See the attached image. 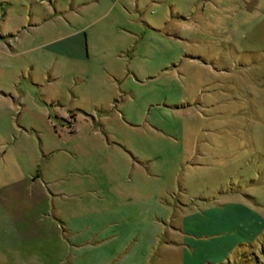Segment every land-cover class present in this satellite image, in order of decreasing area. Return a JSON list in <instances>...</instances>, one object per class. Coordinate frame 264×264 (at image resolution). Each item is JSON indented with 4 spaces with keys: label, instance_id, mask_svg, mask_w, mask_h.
I'll list each match as a JSON object with an SVG mask.
<instances>
[{
    "label": "rangeland",
    "instance_id": "obj_1",
    "mask_svg": "<svg viewBox=\"0 0 264 264\" xmlns=\"http://www.w3.org/2000/svg\"><path fill=\"white\" fill-rule=\"evenodd\" d=\"M43 191L69 229L35 230ZM221 191L263 230L205 263L264 264V0H0V264H89L97 213L112 264H155L177 218L217 231L190 223Z\"/></svg>",
    "mask_w": 264,
    "mask_h": 264
},
{
    "label": "crops",
    "instance_id": "obj_2",
    "mask_svg": "<svg viewBox=\"0 0 264 264\" xmlns=\"http://www.w3.org/2000/svg\"><path fill=\"white\" fill-rule=\"evenodd\" d=\"M82 34L83 32L81 30H78L76 34H72L68 38L77 41V38L81 37ZM218 196L219 206L215 208L213 216L210 219H203L198 215V213H196L194 217L195 221H193L194 223H190L193 227L195 225L199 228L207 227L209 229H217V231L213 232V234L211 235H205L203 233L197 235L190 232L188 228L187 232L184 219L178 220L177 218L176 221L178 222L176 225L174 223V226L165 228L166 237L164 239L162 238L161 240L158 239L154 242L155 247L157 246V248L160 249V253L162 254L160 258H156L154 260L155 264H165V261H162V258L163 254L168 252L177 254V264H182V261L184 259L182 251L184 250L185 254L187 253V256L191 257V255L194 254L195 249H198V251L196 252L198 258L195 261L193 260L191 263L187 264H196L197 262L198 264H206L205 262L207 259L210 261H216V258L212 257L211 255L219 256L217 257L218 260L223 261L225 257H227V255L230 253V251L234 249L235 245L236 248H240L245 246V244H247V241L250 240L249 239L245 241L243 240V238H241L240 235L247 237L248 234H253L255 232L253 238L260 236L263 227H261V224L259 223V216L256 212L252 211L249 208V205L247 203L237 197L232 198L229 194H226L225 191H221ZM48 198L49 195H47V193L43 191L42 197L40 195H37L36 197L33 196L30 198V200L25 201V203L29 207L32 206V211L37 210V214L33 218V222L36 223L35 230H41V226L43 223L45 224L44 227L52 226L55 232L60 231V228L57 225V221L62 223L61 225L63 226V231H65V228L69 229L67 228L68 223L66 221H63V218H57L54 213L48 214L49 210L47 208L43 207L42 209L40 207L41 205L44 206V204L48 202ZM21 202L22 201H19L17 202V204H20ZM184 206L185 204L180 203V205L176 206V209L182 210ZM1 215H6L5 218L9 216L6 204H4ZM30 215L32 214H29V216ZM50 215H53V218H51ZM96 220L97 223L95 225H92L93 228L87 229V231H85V233L83 234L82 245L85 243H89V241H92V244H88V247L97 251L94 258L90 259L91 261L89 262V264H112L115 261V256L117 253V251H115V246L113 244H104L103 242L107 240L111 241L112 238L116 236L115 231H110L108 227V225L112 223L113 217L109 214L97 213ZM86 224L89 225L88 222ZM12 227H15V230L13 229L15 233L20 230L26 229V227L19 229L18 227L20 226L16 225V223H14V226L12 225ZM106 231L108 232L106 233ZM186 235H188V237H186ZM207 236L210 237V240L213 243L206 244L205 240H203V237ZM213 236H215V238H213ZM194 237L198 238L199 240H196ZM95 242H100V244L94 246ZM21 246L23 247L24 245H12L10 247L11 252L17 253L14 256H18L19 254V257L22 256L24 250L21 249ZM174 247L180 248V251H175ZM186 247H188L190 251L186 250ZM29 249V252L37 251V249H35V245ZM207 252L211 254H207ZM8 257L11 259L13 258V256L11 257L10 255Z\"/></svg>",
    "mask_w": 264,
    "mask_h": 264
}]
</instances>
